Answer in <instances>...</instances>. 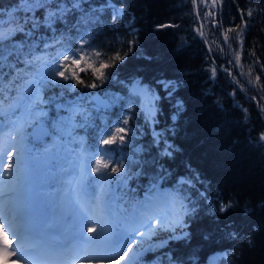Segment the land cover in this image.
<instances>
[{
    "label": "snow or ice",
    "instance_id": "obj_1",
    "mask_svg": "<svg viewBox=\"0 0 264 264\" xmlns=\"http://www.w3.org/2000/svg\"><path fill=\"white\" fill-rule=\"evenodd\" d=\"M248 15L251 16V10ZM125 17L124 4L116 0H10L7 6L0 3V264H102L104 260L110 264H137L140 253L133 255L134 246L152 251L168 240L189 236L184 231L189 223L186 217L195 211V205L189 209L184 202L189 197L179 193L183 192V185L195 187L191 179L179 177L176 183L181 187L160 192L156 190L158 184L166 179L161 172L152 179L155 194L143 201L129 197L125 191L130 179L144 175L135 158L141 149L132 147L135 130L129 127L127 114L131 107L112 121L107 119V112L122 97L96 93L75 98L68 95L77 85L100 87L113 76L108 70L116 68L133 51L137 43L135 28L131 29L126 51H103L102 45L95 44L94 37L101 26H108L110 20L116 28ZM241 21L246 27L243 16ZM130 25L127 20L123 26ZM235 59L239 62V53ZM260 70L264 72V65ZM212 72L214 77L215 68ZM80 73L91 74L87 83ZM158 83L164 84L171 96L175 85L167 81ZM52 87L61 91L47 96ZM133 94L145 97V115L152 120L156 111L154 101L159 97L151 89L139 86ZM46 106L55 112L50 129L45 127L44 118L49 115ZM180 107L178 104L177 111ZM258 107L264 112V105ZM64 112L67 115H61ZM30 126L38 130L37 139L55 136L57 131L71 135L75 127L93 129L92 144L85 146L83 139L73 138L70 143H78V150L65 147L59 155L47 158L53 167L59 165L61 183L68 185L74 197L68 203L59 238L48 233L40 222L35 185L41 161L26 143L24 129ZM162 136L163 133H156L154 142L159 144ZM259 142H264V131L259 133ZM163 143L164 154L170 156L172 146L166 140ZM85 193L89 196L88 204L80 199ZM200 195L204 197V193ZM232 206L229 201L219 204L216 210L226 213ZM161 233H167V238ZM230 238L238 235L233 232ZM163 257L168 264H183L169 253H163ZM226 258L227 253L222 254V259ZM209 264H217L216 259L210 258Z\"/></svg>",
    "mask_w": 264,
    "mask_h": 264
},
{
    "label": "trees",
    "instance_id": "obj_2",
    "mask_svg": "<svg viewBox=\"0 0 264 264\" xmlns=\"http://www.w3.org/2000/svg\"><path fill=\"white\" fill-rule=\"evenodd\" d=\"M9 2L0 0L5 6ZM116 2L124 4L126 17L118 21L116 28L110 20L108 26H101L95 34V44L102 45L103 51H126L131 29L135 28L137 43L133 51L116 68L108 70L113 76L100 87L77 85L68 95L122 97L107 112V119L112 121L131 107L127 114L129 127L135 130L132 147L141 149L135 158L144 175L127 182L125 191L129 197L143 201L162 187L177 189L181 187L176 183L179 177L191 179L195 185H183L179 193L189 197L184 201L189 209L195 205V211L186 217L189 223L184 230L189 236L168 240L163 247L138 258L137 264H168L163 253L179 258L183 264H209L211 255H217V264H264V142H259L264 112L258 107L264 105V72L260 70L264 65V0H196L197 12L193 0ZM206 8L213 13L207 23ZM127 20L131 21L130 27L123 26ZM199 21L210 52L200 35ZM230 28L234 30L228 31ZM236 53L240 55L239 62ZM80 75L87 83L91 74ZM136 81L159 97L152 128L138 97L129 89ZM158 81L175 85L171 96ZM60 91L52 87L46 95ZM253 96L255 100L250 99ZM45 110L49 112L44 118L45 126L50 129L55 112L48 106ZM26 128L32 145H39L31 137L32 126ZM154 129L163 133L159 144L154 142ZM56 134L65 136L59 131ZM72 134L77 140L83 139L85 146L93 143L91 128L75 127ZM165 140L172 146L170 156L164 154ZM161 172L166 179L153 190L152 179ZM229 201L233 206L228 212L216 210L219 204ZM233 232L238 238H230ZM160 235L167 238V233ZM224 253L226 259H222Z\"/></svg>",
    "mask_w": 264,
    "mask_h": 264
},
{
    "label": "rangeland",
    "instance_id": "obj_3",
    "mask_svg": "<svg viewBox=\"0 0 264 264\" xmlns=\"http://www.w3.org/2000/svg\"><path fill=\"white\" fill-rule=\"evenodd\" d=\"M206 13H211V11L208 8H206V10H205L204 16H205L206 23H207V21L211 18L212 15H205ZM138 86L146 88L145 85H142L141 83L136 81L130 86L129 89L133 93L134 89L137 88ZM152 94L155 97H157V95L155 93H152ZM136 96L139 99V105H140L141 111L145 115V111H144V104L146 102L145 97L142 95H136ZM155 102H156V99L154 101V104H155ZM155 108H156V106H155ZM147 119L150 122L151 128H152L154 118L152 120H150L149 118H147ZM24 131L26 133L27 145L33 149L34 154L39 155L40 161H41L40 167L37 170L38 183H36V185H35L36 202H37V206H38L40 213H41L40 214V222L47 229L48 233H50L53 237L59 238L62 234V226L65 222V214H66V209H67L68 203H69L70 199L74 200V197H72L71 193H69L68 185L66 183H61V180L59 177L62 176L63 174L59 172V165H57L56 167H53V162L51 160H48L47 158L50 156L59 155L61 152H63L65 147H67L69 149H77L78 150V147H79L78 143H70V141L73 138H76L77 136L73 135V134L68 136V137H66V135L64 137H61L58 134H56L55 136L48 135L46 138L37 140L40 142L39 145L33 146L32 142H30L29 136H28L29 129L25 128ZM156 133H159V132L154 129L153 135L155 136ZM92 179H96V177H92ZM86 182L87 181H85V183ZM158 191H160V192H172L173 189H171L169 187H162V188L158 189ZM61 194H63V195H61ZM154 194H155V192H153L151 195H154ZM51 197H53V198H51ZM64 197L66 199V204L65 203L61 204L62 203L61 201L63 200ZM80 199H81V202H83L85 204H88L90 202L89 196L86 193L81 194ZM76 206L79 207V205H76ZM85 234H86V232H85ZM137 239H139V237H137ZM137 252H139L140 255L138 257H136V260L143 255H147V254L152 253V251H141L139 245L134 246L133 255H135V253H137ZM216 256L211 255L209 257V260H210V258L217 259ZM102 264H110V261L104 260V261H102ZM119 264H128V262L127 261H120ZM151 264H159V263H151Z\"/></svg>",
    "mask_w": 264,
    "mask_h": 264
},
{
    "label": "water",
    "instance_id": "obj_4",
    "mask_svg": "<svg viewBox=\"0 0 264 264\" xmlns=\"http://www.w3.org/2000/svg\"><path fill=\"white\" fill-rule=\"evenodd\" d=\"M195 7H196V12H197V11H198V10H197V3L195 4ZM213 26H216V23H215V22L213 23ZM199 27H200V35H201V37H202L203 40H204V44H205V46L207 47L208 52H210V50H209V46H208V43H206V40H205L204 35H203L202 24H201L200 21H199ZM45 127H46V126H45ZM46 128H48V127H46ZM37 132H38V130L35 129V126H32L30 133H31V136H32L33 139L38 140V139H37ZM46 137H47V136H46ZM46 137H42V138H40V139H43V138H46Z\"/></svg>",
    "mask_w": 264,
    "mask_h": 264
},
{
    "label": "bare ground",
    "instance_id": "obj_5",
    "mask_svg": "<svg viewBox=\"0 0 264 264\" xmlns=\"http://www.w3.org/2000/svg\"><path fill=\"white\" fill-rule=\"evenodd\" d=\"M65 187V186H64ZM64 189V188H63ZM59 191V190H58ZM60 192V191H59ZM49 194V193H48ZM68 194V193H67ZM53 195V194H52ZM61 195H63V194H61ZM66 195V194H65ZM69 195V194H68ZM69 197V196H68ZM51 198H53V197H51ZM55 198V197H54ZM62 199V198H61ZM71 200V199H70ZM55 201V200H54ZM62 203L61 204H66V199H65V197L63 198V200L61 201ZM68 202V201H67ZM83 203V202H82ZM67 206V205H66ZM59 207V206H58ZM46 225V224H45ZM85 232H86V229H85Z\"/></svg>",
    "mask_w": 264,
    "mask_h": 264
}]
</instances>
